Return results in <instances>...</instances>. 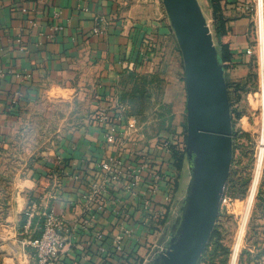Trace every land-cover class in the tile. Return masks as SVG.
<instances>
[{
  "label": "crops",
  "instance_id": "1",
  "mask_svg": "<svg viewBox=\"0 0 264 264\" xmlns=\"http://www.w3.org/2000/svg\"><path fill=\"white\" fill-rule=\"evenodd\" d=\"M246 2L235 0L224 11L229 47L236 58L233 63L252 45L253 20L246 11ZM124 3L125 0H0V264H35L34 249L24 245L26 208L33 201L41 209L48 205L72 226L83 213L84 195L91 183L100 180V163L117 154H122L127 166L148 164L142 184L129 190L124 183L128 176L118 184L113 182L107 193L109 202L95 226L71 231L70 243L57 264H117L111 241L124 211L130 214L127 224L136 229L126 241L127 255L131 260L136 257L137 264H149L155 233L153 224L143 219L141 201L154 169L165 174L154 196L155 207L167 210L163 228L172 226L179 215L183 199L176 200L175 193L180 186L176 183L180 170L171 169V153L164 152L160 145V140L169 136L164 130L165 122L153 128L156 139L152 142V137L144 138V124L140 131L137 128L130 133L127 116L118 119L121 78L130 71L148 73L155 67L150 44L143 39L150 36L145 33H154L157 25L159 33L172 36L173 30L164 14L160 22L132 20L122 8ZM260 5L259 27L264 33L262 1ZM23 7L28 10L23 11ZM97 15L104 18L100 34L93 33ZM55 26L59 29L55 30ZM263 39L261 33L259 55L264 53ZM181 83L177 86L176 107L173 106L178 133L182 129L180 112L186 104L185 79ZM259 87L264 101L262 79ZM73 99L90 108L91 120L80 116L79 122L71 123V109L56 113L59 101ZM99 108L107 109L108 123L96 121ZM82 113L80 110L76 115ZM55 117L58 121L52 123ZM263 168L264 164L260 181ZM117 196L122 199L120 205ZM261 207L262 224L257 234L263 240L264 197ZM42 226L43 218L35 217L32 232L40 234ZM99 229L106 234L107 252L99 250L100 242L95 237ZM246 231L247 227L242 238L238 233L235 236L231 264L239 263ZM253 249L249 248L252 253Z\"/></svg>",
  "mask_w": 264,
  "mask_h": 264
},
{
  "label": "rangeland",
  "instance_id": "2",
  "mask_svg": "<svg viewBox=\"0 0 264 264\" xmlns=\"http://www.w3.org/2000/svg\"><path fill=\"white\" fill-rule=\"evenodd\" d=\"M125 1L126 3H124L122 8L132 20L135 19L138 22H148L149 20L160 22L162 20L161 14H164L163 17H167L170 22L163 0ZM198 1L211 29L218 54H223V49L217 36V21L212 11V0ZM261 1L264 4V0H248L246 2L248 6L246 11L251 14L253 20L250 25L252 53L248 54L245 52L238 62H232L231 66L224 71L233 130V158L226 184V193L232 198L234 204L230 213L220 208L215 227L222 233V246L214 253V257L208 256V259H205L201 264H229L235 236L238 233L242 238L246 227L247 231L239 256V264L252 263L264 250V239H259L257 234L258 227L262 224L259 216L262 213L261 206L264 197V168L261 181V175L255 174L257 164L259 163L262 166L264 164V126H262L264 101H262L259 87V79L264 81L263 54L259 55V37H261V33L264 37L263 28L262 26L259 27ZM158 28L157 25V31L154 33H145V35H149L150 37H143L144 40L148 41V43H144L150 44L152 56H154L155 60L153 63L155 65L154 70L148 73L135 70L124 75L119 82L120 104L124 107V115L127 118L137 120L139 131L142 126L141 124H144V138L150 139L152 137V142L156 139L155 137L153 138V128H160L161 123L165 122L164 130H168L169 123L170 125L172 124L170 131L174 130L173 133L175 135V143L173 145L176 151L183 152L187 137V91L186 104L180 112V126L182 129L179 133L175 130L177 128L175 124L177 120L173 113V106L176 107L177 101V86L185 79L183 56H181L182 52L173 27L174 33L172 32V36L159 33ZM234 59L236 58L233 57L232 61H235ZM57 108L56 113H63L64 111H68V109L72 110L73 119H68L71 123L79 122L80 116L91 120V114H93L90 108L80 103L79 100L76 101V99L65 102L59 101ZM80 110H83L84 113L82 114L84 115H76V112ZM51 121L52 123H56L58 119L55 117ZM168 133L171 135V132L168 131ZM178 179L179 182L177 181L176 183L180 184V186L177 191L175 190V196L176 200H182L185 197L187 184L190 179L186 159L180 169ZM249 190L251 193L250 198L255 200L250 212L246 208ZM178 213L180 215V212ZM166 221L165 218L162 222H151L159 225L158 227L155 225L152 227L156 230V232L154 230L152 232L155 233L154 236L152 235V245L158 239L159 241L168 242L171 226H168L166 229L163 228ZM249 248H254V253Z\"/></svg>",
  "mask_w": 264,
  "mask_h": 264
},
{
  "label": "water",
  "instance_id": "3",
  "mask_svg": "<svg viewBox=\"0 0 264 264\" xmlns=\"http://www.w3.org/2000/svg\"><path fill=\"white\" fill-rule=\"evenodd\" d=\"M180 46L187 91L190 179L167 249L151 264H197L216 225L233 158L225 69L198 0H163Z\"/></svg>",
  "mask_w": 264,
  "mask_h": 264
},
{
  "label": "built area",
  "instance_id": "4",
  "mask_svg": "<svg viewBox=\"0 0 264 264\" xmlns=\"http://www.w3.org/2000/svg\"><path fill=\"white\" fill-rule=\"evenodd\" d=\"M26 7H23V11H27ZM57 15V14H56ZM95 26L93 28L94 34H100L102 32L101 24L104 18L100 15L95 17ZM55 30L59 29V26L54 27ZM248 54L252 53V49L248 48L246 51ZM120 117L122 119L124 115V107L121 105ZM98 123H108L110 120L109 113L106 108H99L96 117ZM127 130L137 131L138 123L134 118L127 119ZM175 135L170 137H165L160 140L161 148L166 153H171L173 151V144L175 143ZM147 163H143L140 166L132 167L127 166L124 162L122 154H117V156L108 157L100 163L101 177L99 181L91 183L90 188L84 195L85 206L83 213L79 220H77L72 226L69 225L66 217L63 214H58L55 209L50 206H41L38 202L33 201L26 208L24 215L26 216V222L24 225V232L27 235L25 240L26 246H30L34 249V254L36 258L35 264H57L60 259V255L66 246L70 243L71 231L76 229L90 230L92 229L98 219V215L105 210L106 204L109 202V197L107 193L113 182L117 181V184L123 180L125 176H128L125 186L130 190L134 187H138L143 182V171L147 168ZM176 173V172H175ZM172 179H176V176L172 174ZM74 177L78 178L79 175L75 174ZM165 181V174L157 169L151 172V179L146 189H144V195L142 197V208L141 213L144 221L155 222L163 221L166 218L167 210L158 209L155 207L154 196L159 192L161 185ZM122 203V199L117 196V205ZM232 198L226 193V188L224 195L221 199V209H225L227 213L231 212L233 207ZM39 216L43 218V226L40 235L36 236L32 232V226L35 217ZM130 214L127 211L123 212L122 219L117 223V232L114 234L111 245L112 254H117V264H137L136 257L134 260L130 259V256L126 252V241L127 239L134 236L136 229L133 226L127 224V219ZM152 227L159 226L152 223ZM105 232L103 230H97L95 232L96 240L99 243V250L107 252L105 245ZM167 249L166 241H159V239L153 243L150 256L147 262L151 264L154 257L157 254L163 253ZM136 260V261H135ZM239 264V263H238ZM250 264H264V250L263 253L256 258Z\"/></svg>",
  "mask_w": 264,
  "mask_h": 264
},
{
  "label": "trees",
  "instance_id": "5",
  "mask_svg": "<svg viewBox=\"0 0 264 264\" xmlns=\"http://www.w3.org/2000/svg\"><path fill=\"white\" fill-rule=\"evenodd\" d=\"M234 1L235 0H212V11L217 21V36L220 42V46L223 49V54L219 53V58L224 69L229 68L233 62V54L229 47V35L227 28L228 19L226 18L224 11L226 6ZM171 128L172 124L170 125L169 123L168 131L171 132V135H174V130L170 131ZM171 135H169L168 137H170ZM186 142L187 137L185 139V147L183 149V152L176 151L175 146H173L172 154L169 157V166H171V169L174 170V168H176L177 170H180L182 168L183 162L186 159ZM34 235L38 236L40 234ZM220 246H222V233L215 227L211 234L208 246L201 255L198 264H201L205 259H208V256H213ZM210 248L211 250H209Z\"/></svg>",
  "mask_w": 264,
  "mask_h": 264
},
{
  "label": "bare ground",
  "instance_id": "6",
  "mask_svg": "<svg viewBox=\"0 0 264 264\" xmlns=\"http://www.w3.org/2000/svg\"><path fill=\"white\" fill-rule=\"evenodd\" d=\"M262 62L264 64V53H263V57H262ZM262 115H263V124H262V126H264V106H263V109H262ZM262 167L263 166L261 164H259V163L257 164L256 170H255V174L256 175H261ZM250 195H251V193H250V190H249L248 199H247V206H246V208L249 210V212L251 210V206H252L253 202L255 201V200H253V198H250ZM256 195H257V193H256ZM256 195H255V197H256ZM232 260H233V257L230 259L229 264L232 263Z\"/></svg>",
  "mask_w": 264,
  "mask_h": 264
}]
</instances>
